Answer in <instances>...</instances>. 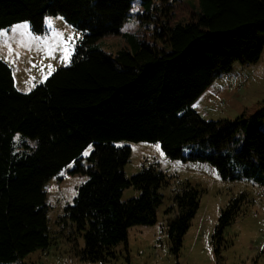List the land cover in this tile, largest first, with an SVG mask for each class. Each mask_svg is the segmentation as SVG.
<instances>
[{
  "label": "trees",
  "instance_id": "trees-1",
  "mask_svg": "<svg viewBox=\"0 0 264 264\" xmlns=\"http://www.w3.org/2000/svg\"><path fill=\"white\" fill-rule=\"evenodd\" d=\"M132 2L0 0V30L28 22L44 33L46 17L62 16L83 35L71 64L29 93L17 90L12 68L0 59V264L51 246L43 187L74 162L72 172L88 180L65 218L84 237L82 259L116 258L113 248L127 240L131 226L156 222L165 175L150 167L127 178L131 148L116 142H158L172 159L208 161L225 180L247 178L264 186V132L250 128L245 117L205 121L192 107L235 62L259 61L264 0H200L201 12L190 22L156 20L161 45L126 34L130 48L116 55L99 49V40L121 34ZM141 5L150 18L171 8L167 0ZM18 133L30 140H24L25 150L16 151ZM130 187L140 196L122 202ZM177 199L180 215L170 235L178 249L199 201L194 190ZM232 215L224 212L222 224Z\"/></svg>",
  "mask_w": 264,
  "mask_h": 264
},
{
  "label": "rangeland",
  "instance_id": "rangeland-1",
  "mask_svg": "<svg viewBox=\"0 0 264 264\" xmlns=\"http://www.w3.org/2000/svg\"><path fill=\"white\" fill-rule=\"evenodd\" d=\"M141 2L133 0L121 34L99 40V49L116 55L118 51L130 48L126 34H136L150 43L161 45L155 36L154 27L159 25L156 20H169L173 26L190 22L201 12L200 0H167L171 8L164 13L158 10L150 18L144 13ZM161 3L157 1V4ZM25 24L28 29L20 27ZM44 26V33H35L28 22L0 30V59L12 68L16 88L22 93L31 92L45 81L44 76L50 71L48 65L56 71L71 64L72 57L69 63L61 62L60 46L54 52L55 59L47 56L45 41L57 45V33L65 39L71 37L74 54L83 36L62 16L46 17ZM17 28L18 31H13ZM8 45L11 46V54ZM192 107L205 121H235L245 117L250 128L264 132V48L258 62H235L229 72L215 79ZM14 138L16 151L25 150L23 142L30 140L22 138L20 133L15 134ZM116 145L131 148L130 160L124 167L127 178L150 167L165 175L159 189L163 200L157 208L156 222L152 225L131 226L127 240L113 248L116 258L107 256L105 260L95 262L82 259L84 237L78 236L72 223L65 218L66 208L74 204L80 186L88 180V175L72 172L76 167L74 162L43 187L53 238L51 246L11 264H264L263 185L247 178L225 180L208 161L172 159L158 142L125 140L116 142ZM90 146L93 151L94 145ZM183 153L188 155L189 148L186 147ZM89 155H83L85 167L89 166ZM189 190L197 192L199 208L177 249L170 235L171 224L180 215L177 197ZM140 194L139 189L130 187L123 191L120 200L126 202L138 198ZM228 211H232L233 215L229 223L223 225L221 218Z\"/></svg>",
  "mask_w": 264,
  "mask_h": 264
},
{
  "label": "snow or ice",
  "instance_id": "snow-or-ice-1",
  "mask_svg": "<svg viewBox=\"0 0 264 264\" xmlns=\"http://www.w3.org/2000/svg\"><path fill=\"white\" fill-rule=\"evenodd\" d=\"M51 22L49 21V24ZM20 27H23L24 29H28V25H23V26H20ZM19 29H13V31H18ZM33 39H40L39 37H33ZM73 38H68V39H65L62 34H59L57 33L56 34V40H57V45H52V44H47V41H45V44L47 46V56H49L50 58H53L55 59V56H54V52L56 51V48L57 46H60L62 47V56H61V62L62 63H69L71 61V57H72V54H73V46H72V43H71V40ZM9 47V53L11 54V46L8 45ZM18 55V54H17ZM48 69L50 70L49 71V74H51L52 71H54V69L52 68L51 65H48L47 66ZM48 75H45L44 76V80H47L48 79ZM34 79V78H33ZM35 85H33L34 87ZM157 150L159 151V145H157ZM92 151V148L91 146L88 147V149L83 153L84 156H87L89 155V153ZM161 155H163V153L161 152Z\"/></svg>",
  "mask_w": 264,
  "mask_h": 264
}]
</instances>
